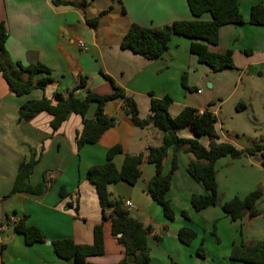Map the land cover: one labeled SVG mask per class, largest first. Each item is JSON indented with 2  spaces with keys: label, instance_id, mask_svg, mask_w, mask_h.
I'll use <instances>...</instances> for the list:
<instances>
[{
  "label": "crops",
  "instance_id": "crops-1",
  "mask_svg": "<svg viewBox=\"0 0 264 264\" xmlns=\"http://www.w3.org/2000/svg\"><path fill=\"white\" fill-rule=\"evenodd\" d=\"M60 1L77 6L80 3ZM258 4L264 6V0H239L244 24L220 29L219 42L210 50L219 54L233 51L235 68L215 72L191 52L193 40L184 36L174 35L167 52L155 61L121 47L133 24L163 28L176 21L193 20L187 0H88L84 12L77 6L55 5L53 0H0V20L9 31L6 50L10 59L24 66L41 62L52 70V82L45 90L36 89L23 97L10 92L0 73V264H74L73 260L59 258L50 243L69 239L76 244H92L94 228L99 224L104 226L105 254L89 261L119 263L125 256L124 248L113 235L111 220L103 221L96 188L88 179L89 171L107 161L112 147L123 149L114 158L120 170L127 154H146L150 147L163 144L162 131L153 126L135 127L124 103L116 100L105 105V113L115 119V126L96 144L79 150L77 136L84 129L81 116L71 115L55 133L52 117L47 113L19 123V109L29 100H39L44 95L52 98L56 93L68 96L83 77L88 78V86L80 90L81 97L87 89L100 95L111 94L112 87L101 76L102 70L135 100L142 119L151 114L152 98L169 96L173 100V117L187 107L210 109L216 116V130L222 142L240 150L264 145V25L250 24L252 8ZM97 18L95 28L87 23ZM210 19L209 14L202 17L205 21ZM246 50L252 53L247 54ZM42 77L38 75L36 80ZM239 104L245 107L238 110ZM96 108V104L91 105L89 119L95 118ZM178 134L195 138L188 128ZM199 141L205 147L210 144L207 137ZM34 154L39 162L28 182L36 186L45 179L48 191L43 195L11 194L19 166ZM173 156L174 150L170 149L164 162L165 174L171 169ZM194 159L185 151L178 153L179 168L168 193L177 212L174 221L165 217L162 207L149 195L148 186L156 167L147 161L141 165L142 175L136 185L120 182L109 186L111 200L121 202L125 209V201H131L133 206L127 209L131 216L152 229L148 237L150 264H242L230 259L231 250L243 242H264V216L233 222L221 205L196 212L191 198L205 190L187 172ZM216 169L221 204L258 189L264 193V166L256 158L225 157L217 161ZM62 189L66 191L65 198L61 197ZM259 208L264 212V196ZM183 210L192 214V221L202 216L205 225H191L193 222L180 215ZM113 212L110 209L107 214ZM12 215L19 219L27 216L26 224L37 227L48 242L27 245L9 221ZM183 227L197 231L191 245L179 240L178 232ZM202 242L205 257L199 255Z\"/></svg>",
  "mask_w": 264,
  "mask_h": 264
},
{
  "label": "trees",
  "instance_id": "trees-1",
  "mask_svg": "<svg viewBox=\"0 0 264 264\" xmlns=\"http://www.w3.org/2000/svg\"><path fill=\"white\" fill-rule=\"evenodd\" d=\"M193 20L176 21L163 28H147L133 24L124 36L121 47L131 50L148 60H159L169 49V44L174 35L184 36L193 40L191 52L199 58L201 63L208 65L213 71L220 72L226 69H234L233 51L219 54L210 50L219 42L220 29L226 25L244 24L243 16L239 8V0H187ZM55 5L77 6L75 3H64L53 0ZM88 5V0H80L79 7L83 12ZM209 14V21L202 17ZM87 23L95 28L97 19L87 20ZM250 24L264 25V6L255 5L251 11ZM9 39V31L4 21L0 20V73L9 86V90L17 97H23L36 89L45 90L52 82V70L41 62L24 66L21 62L14 63L7 54L6 44ZM247 54L252 51H244ZM17 73V74H16ZM101 76L109 82L113 92L108 95H100L87 89L85 95H75L76 91L86 89L88 78L83 77L80 84L75 87L68 96L56 93L52 98L46 95L39 100H29L19 109V123H28L42 113L52 117L51 128L57 132L71 115L81 116L84 129L77 136V145L80 150L85 145L96 144L103 134L115 126V119L109 118L105 113V105L109 102L121 100L126 108V113L131 117L135 127L145 129L153 126L163 133V144L160 147H150L146 154H127L123 166L117 169L114 158L123 153L121 146H115L108 150L107 161L104 164L91 167L88 179L96 188L99 203L103 210V221L111 220L113 235L124 248V258L116 264H150L151 255L148 245V237L152 233L150 227H145L140 221L133 218L130 212L123 208L121 202H113L109 194V186L120 182L131 186L137 184L141 178V165L144 161L154 164L156 174L149 182L148 192L151 198L159 204L165 217L174 221L177 212L171 205L168 193L171 189L173 176L179 168L178 153L185 151L194 156L187 168L189 176L201 184L204 194H194L191 205L196 212H201L210 207L221 205L222 210L233 222L247 217L250 221L261 217L264 212L259 208V202L264 193L261 189L249 193L247 196L234 197L221 204L218 190L216 163L218 160L230 157L234 160L243 156L256 158L264 166V145L259 144L247 150H240L231 143L222 142L216 130L217 119L210 109L200 110L187 107L179 115L173 117L170 114L172 98L166 96L163 99H151V114L147 119H142L134 99L129 97L126 90L118 85L112 77L100 70ZM26 75L27 79L22 76ZM38 75L42 78L36 80ZM183 86L186 87L183 76ZM92 104H96L94 119L87 117ZM239 104L237 109L244 108ZM185 128L190 129L195 138H182L178 132ZM207 137L210 141L208 147L202 145L199 138ZM170 149L174 150L171 169L164 173V162ZM39 159L35 154L28 162L19 166L18 175L11 194L29 193L33 195L45 194L49 187L46 180L33 186L28 179L33 174ZM65 189L61 190V197L65 198ZM70 206V205H69ZM70 208H72L70 206ZM114 209L112 215L107 211ZM76 211H78L76 209ZM180 215L189 222H193L187 211H181ZM27 216L19 219L14 225L17 233L23 235L27 245L47 243L48 241L37 227L26 224ZM216 226H214L215 228ZM215 232V231H214ZM242 233V231H241ZM197 231L192 227H183L178 232L179 240L185 245H191L197 238ZM92 244H76L69 239L52 241L53 249L57 256L63 260H73L74 264H94L90 258L100 257L105 254L104 226L99 224L94 228ZM204 242L199 248V255L205 257ZM230 259L242 264H264V242L251 244H235L231 250Z\"/></svg>",
  "mask_w": 264,
  "mask_h": 264
},
{
  "label": "built area",
  "instance_id": "built-area-1",
  "mask_svg": "<svg viewBox=\"0 0 264 264\" xmlns=\"http://www.w3.org/2000/svg\"><path fill=\"white\" fill-rule=\"evenodd\" d=\"M80 47L81 48H84L85 47V44L83 42H80ZM75 95H80V91H76L75 92ZM203 110L200 111V114L202 115L203 114ZM124 206L127 208V209H130L132 208V203L131 201H125L124 203ZM9 221L12 222L14 225L17 224L19 222V218L18 217H15V216H10L9 217Z\"/></svg>",
  "mask_w": 264,
  "mask_h": 264
},
{
  "label": "rangeland",
  "instance_id": "rangeland-1",
  "mask_svg": "<svg viewBox=\"0 0 264 264\" xmlns=\"http://www.w3.org/2000/svg\"><path fill=\"white\" fill-rule=\"evenodd\" d=\"M16 74H17V73H16ZM191 215H192V214H191ZM191 215H189V216H191ZM198 215H199V214H198ZM12 216H14V215H12ZM262 216H264V214H263ZM15 217H17V216H15ZM192 220H193V219H192ZM182 221H183V220H182ZM200 222H201V223H200ZM204 222H206V220H204L202 216H198V218L195 219L191 225H205ZM220 222H221V221H219V223H220ZM201 228H203V230H204V227H201ZM210 249H211V248H210ZM204 254H205V251H204ZM205 255H206V254H205Z\"/></svg>",
  "mask_w": 264,
  "mask_h": 264
}]
</instances>
